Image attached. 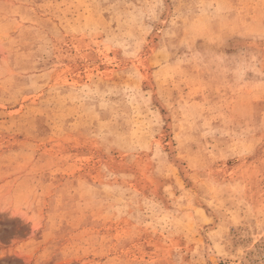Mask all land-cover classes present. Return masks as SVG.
I'll use <instances>...</instances> for the list:
<instances>
[{
	"label": "rangeland",
	"instance_id": "rangeland-1",
	"mask_svg": "<svg viewBox=\"0 0 264 264\" xmlns=\"http://www.w3.org/2000/svg\"><path fill=\"white\" fill-rule=\"evenodd\" d=\"M212 253L264 264V0H0V264Z\"/></svg>",
	"mask_w": 264,
	"mask_h": 264
},
{
	"label": "bare ground",
	"instance_id": "bare-ground-1",
	"mask_svg": "<svg viewBox=\"0 0 264 264\" xmlns=\"http://www.w3.org/2000/svg\"><path fill=\"white\" fill-rule=\"evenodd\" d=\"M172 147V146H171ZM173 148V147H172ZM170 149L171 150V156H172V161L175 163V162H177V160H176V158H175V156H173V154H174V151H173V149ZM213 254V253H212ZM212 254H210V255H208L209 256V262L211 263V264H220V262H219V260L214 256V254L212 255Z\"/></svg>",
	"mask_w": 264,
	"mask_h": 264
}]
</instances>
